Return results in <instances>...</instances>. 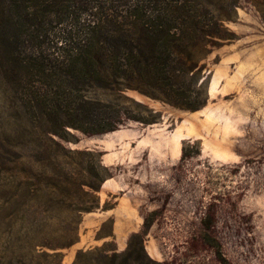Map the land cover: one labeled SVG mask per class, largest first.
<instances>
[{"label": "rangeland", "instance_id": "374dc122", "mask_svg": "<svg viewBox=\"0 0 264 264\" xmlns=\"http://www.w3.org/2000/svg\"><path fill=\"white\" fill-rule=\"evenodd\" d=\"M204 5L221 36L195 49L184 96L206 103L191 110L145 74L111 87L83 65L52 67L53 36L94 27L95 9L41 13L36 31L24 23L35 9L0 0V264H127L135 234L159 263L264 264V0ZM126 111L155 123L94 132Z\"/></svg>", "mask_w": 264, "mask_h": 264}, {"label": "trees", "instance_id": "16d2710c", "mask_svg": "<svg viewBox=\"0 0 264 264\" xmlns=\"http://www.w3.org/2000/svg\"><path fill=\"white\" fill-rule=\"evenodd\" d=\"M196 1L200 2L199 6L193 5ZM85 3L86 0H16V14L22 7L25 10L35 9L34 13L24 16V23L35 26L36 31L43 29L44 23L40 21L41 13H60L73 7L74 4L84 12L95 9L94 17L97 21L94 27L91 24L78 26L77 23L62 29L64 34L53 36L49 42L51 44L48 43L49 52L45 57L47 61L54 63L53 68L68 63H74L71 66L72 69L83 65L111 87L113 84H121L118 79L127 81L128 74L138 72L142 77L143 74L147 76L151 88L168 96L177 106L196 110L206 103L204 93L199 94L197 102L187 101L184 96L186 90H192L194 85H198L199 73L195 71V65H197L195 49L205 41L206 37L221 36L218 21L213 20L207 23L203 19L204 13L209 11L207 5H204L205 0H94L93 7ZM53 29L56 28L53 27ZM68 29H70L69 33L66 34L65 31ZM92 33L98 34L94 40L75 38L77 34ZM35 52L37 54L33 58L36 60L43 58L42 53H38L37 50ZM90 53L93 56L89 55ZM113 73L116 76L114 80H111ZM81 99L105 109L113 107L101 101L98 103L91 101L87 97ZM123 112L114 119L115 126L110 124L104 127L100 123V129L94 132L113 131L116 124L121 123L125 118L145 124L155 123V121H147L131 115L127 111ZM103 116L106 117H102L100 121L108 120V115L104 113ZM99 168L104 172L105 177L109 176L110 173L106 168ZM95 170L98 172L97 169ZM102 179L104 177L99 180ZM209 223H204V226H209ZM143 238L142 234L133 236L132 241L135 244L132 242L128 252L124 254L127 264H165L153 260L147 254ZM207 239L212 245L206 243L216 248V254L220 260V244L213 236L208 235Z\"/></svg>", "mask_w": 264, "mask_h": 264}]
</instances>
